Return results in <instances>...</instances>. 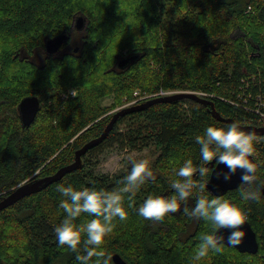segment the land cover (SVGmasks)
<instances>
[{
  "label": "trees",
  "instance_id": "trees-1",
  "mask_svg": "<svg viewBox=\"0 0 264 264\" xmlns=\"http://www.w3.org/2000/svg\"><path fill=\"white\" fill-rule=\"evenodd\" d=\"M78 16L86 21L79 52L72 48L64 56L46 57V41L73 34ZM34 55L44 62H35ZM133 55L131 63L119 65ZM162 91L191 92L212 103L184 98L121 116L78 170L0 212V264H79L76 253L56 239L54 229L65 215L57 185L117 188L132 166L100 173L101 155L150 147L159 152L155 179L131 197L125 194L127 218H114L103 250L119 253L128 264H264V194L245 200L243 186L224 195L197 186L186 204L162 220L138 212L148 196L174 192L173 181L183 179L175 173L185 160L202 163L196 136L210 125L230 124L213 109L240 125L264 127V0H0V201L29 178L53 175L73 163L76 151L104 132L111 109L125 107L136 92L155 95L131 105L162 97ZM32 95L41 108L25 127L18 106ZM109 96L113 104L103 105ZM255 152L257 175L264 180V141L255 143ZM210 163L205 162L207 182ZM193 180L202 182L197 174ZM200 196L243 207L258 234V253L222 243L220 252L193 260L200 237L212 231L210 222L184 212ZM92 218L83 213L77 222Z\"/></svg>",
  "mask_w": 264,
  "mask_h": 264
},
{
  "label": "clouds",
  "instance_id": "clouds-1",
  "mask_svg": "<svg viewBox=\"0 0 264 264\" xmlns=\"http://www.w3.org/2000/svg\"><path fill=\"white\" fill-rule=\"evenodd\" d=\"M200 145L202 163L194 164L192 159L184 161L176 176L183 178L174 180V192L169 195H150L139 207V215L145 219L162 220L166 215L175 213L181 204L187 203L194 187L203 189L209 177V168L205 162L223 163L227 171L217 172V177L231 180L232 176L241 171V195L245 200H259L264 194V180L257 175V164L252 159L255 143L264 141L255 131H245L238 121L228 125H210L203 135L196 136ZM201 179L199 185L194 183L193 175ZM155 179L147 159H140L132 164L131 170L124 177L121 185L112 190L106 189H75L72 185H57V191L64 197L60 207L64 210L62 221L55 227V235L60 246H67L76 253L79 264H112L113 256L106 253L102 245L105 238L113 231V220H125L127 211L124 207L125 194L131 197L148 179ZM184 212L196 219L210 222L212 231L200 237L193 260L199 261L210 252H220L224 237L221 229H230L227 242L232 245L241 243L244 232L241 229L248 213L240 205L230 200L200 196L195 206ZM83 213L93 216L86 223H78L77 218ZM93 257H96L93 260Z\"/></svg>",
  "mask_w": 264,
  "mask_h": 264
},
{
  "label": "water",
  "instance_id": "water-1",
  "mask_svg": "<svg viewBox=\"0 0 264 264\" xmlns=\"http://www.w3.org/2000/svg\"><path fill=\"white\" fill-rule=\"evenodd\" d=\"M86 25L85 18L83 16H78L77 18V25L76 27L79 29L84 28ZM69 38V34L63 33L56 37L50 38L46 41L45 49L49 54H56L62 48L64 42L67 41ZM136 56H129L122 59L119 63L120 66H125L135 60ZM184 98H192L201 103H212L211 101L199 96L198 94L191 93V92H179L170 95H164L162 97L153 98L148 100L147 102L139 105H129L125 106L119 110H117L112 119L104 132L97 138L92 139L80 149L76 151V158L75 161L67 166L60 168L55 174L45 176V177H35L29 178L28 180L22 182L18 186L14 187L10 190L0 201V212L3 211L5 208L15 204L20 199L29 196L31 194L40 192L47 188L52 183L62 179L65 174L74 172L78 170L83 163V156L86 155L91 149L95 148L96 146L100 145L109 135L110 131L113 129L114 125L118 122L121 116H124L128 113L142 110L153 103L156 102H166V101H173V100H182ZM41 108V100L38 96L32 95L23 98L18 106V110L20 113V117L22 123L25 127L29 126L36 118L39 110ZM213 113L219 120L228 121L232 123L234 120L225 119L223 118L215 109H213ZM241 128L245 131H255L257 135L264 134V127H257L252 125H240ZM254 162L257 164V173H258V162L256 161L255 157L252 158ZM212 168L211 178L208 180L206 186L207 188L217 195H224L229 190L236 189L241 185V171L238 170L231 178V180H224L223 177H217L216 173L220 172L221 170L227 171L226 165L223 163L219 164L215 160L212 161L209 165ZM244 232L243 239L240 244L235 245L234 247L237 248L241 252H248L252 254L258 253L260 249L258 234L254 230L253 226L251 225L250 221L246 218V221L243 225L240 226ZM230 232V229H221L220 234L223 235L224 240L222 243L232 246L227 242V236ZM113 261L115 264H128V262L119 254H113Z\"/></svg>",
  "mask_w": 264,
  "mask_h": 264
},
{
  "label": "rangeland",
  "instance_id": "rangeland-1",
  "mask_svg": "<svg viewBox=\"0 0 264 264\" xmlns=\"http://www.w3.org/2000/svg\"><path fill=\"white\" fill-rule=\"evenodd\" d=\"M73 46L81 45L80 35L83 34V28H77L74 26L73 28ZM164 95L169 94L172 91H162ZM102 104L105 106H111L113 104V97H107L102 101ZM134 104L132 102L124 104V106H129ZM123 108L122 106H117L116 108L111 109L110 113H115L117 110ZM159 152L154 147L145 148L142 151H132V150H119V149H111L106 151L100 157V164L97 167V171L100 173H108L115 174L122 172L124 170H128L132 164L140 159H147L149 161L150 168L153 171V165L157 160Z\"/></svg>",
  "mask_w": 264,
  "mask_h": 264
},
{
  "label": "flooded vegetation",
  "instance_id": "flooded-vegetation-1",
  "mask_svg": "<svg viewBox=\"0 0 264 264\" xmlns=\"http://www.w3.org/2000/svg\"><path fill=\"white\" fill-rule=\"evenodd\" d=\"M74 25H75V26L77 25V21L74 23ZM72 29H73V28H72ZM68 34H69V38L67 39V41L64 42V44H63L62 48L60 49V51H59L58 53L54 54L53 56H55V57H58V56H61V55L64 56V54L67 53V52H70L72 48H74L73 51H74L75 53H78V52H79V49L81 48V45L73 46V42H74V40H73V34H72V33H68ZM43 54H44L46 57H50V56L52 55V54H49V53L46 51V49L43 50ZM33 60H34L35 62H38V63H40V62H44V60L42 59V57L39 56V55H34ZM1 104H3L2 101H0V107H1ZM18 115H19V119H20V121L22 122L21 117H20L19 110H18ZM22 124H23V123H22ZM181 207H182V206H181Z\"/></svg>",
  "mask_w": 264,
  "mask_h": 264
},
{
  "label": "built area",
  "instance_id": "built-area-1",
  "mask_svg": "<svg viewBox=\"0 0 264 264\" xmlns=\"http://www.w3.org/2000/svg\"><path fill=\"white\" fill-rule=\"evenodd\" d=\"M71 93H73L74 95H75V91H72ZM164 92H162V94H163ZM172 92H170L169 94H171ZM135 95H136V99H134L133 101H131L132 103H135V102H137V101H139L140 99H145L146 97H151V96H154L153 94H151V95H139V92H136L135 93ZM158 95V94H157Z\"/></svg>",
  "mask_w": 264,
  "mask_h": 264
},
{
  "label": "bare ground",
  "instance_id": "bare-ground-1",
  "mask_svg": "<svg viewBox=\"0 0 264 264\" xmlns=\"http://www.w3.org/2000/svg\"><path fill=\"white\" fill-rule=\"evenodd\" d=\"M250 9H252V7L250 6ZM167 95H169V94H167Z\"/></svg>",
  "mask_w": 264,
  "mask_h": 264
}]
</instances>
